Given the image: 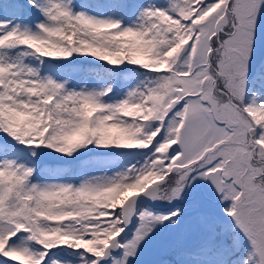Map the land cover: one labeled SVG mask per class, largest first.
<instances>
[{
    "label": "snow or ice",
    "instance_id": "obj_1",
    "mask_svg": "<svg viewBox=\"0 0 264 264\" xmlns=\"http://www.w3.org/2000/svg\"><path fill=\"white\" fill-rule=\"evenodd\" d=\"M0 264H264V0H0Z\"/></svg>",
    "mask_w": 264,
    "mask_h": 264
}]
</instances>
